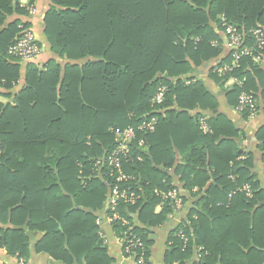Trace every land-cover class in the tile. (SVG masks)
<instances>
[{
    "label": "trees",
    "instance_id": "1",
    "mask_svg": "<svg viewBox=\"0 0 264 264\" xmlns=\"http://www.w3.org/2000/svg\"><path fill=\"white\" fill-rule=\"evenodd\" d=\"M51 3L44 34L51 51L65 63L53 58L27 63L23 89L12 102L0 99V219L6 222L8 216L14 225L30 220L31 229L45 232L35 251L55 261L114 264L98 222L110 189L96 162L114 143L110 127L135 126L156 115V131L145 136L148 154L125 166L136 177L134 185L142 195L138 205L119 207L132 229L113 221L116 233L124 238L129 232L138 235L149 257L153 230L172 226L170 264L189 263L198 246L209 251L202 264H264V188L254 153L238 154L236 142L230 139L238 132L225 129L229 139H224L221 122L209 119L213 132L206 134L199 120H187L197 107H217L215 102L203 104L215 98L190 75L194 66L209 61L214 63L210 74L217 83L224 86L232 77L245 79L244 89L255 94L264 110L262 63L251 57L234 63L220 35L223 16L246 32L264 28V0ZM15 13L31 17L20 0H0V86L7 91L20 79L21 64L8 49L21 24L33 28L31 19L7 23ZM224 64L233 70L219 76L215 69ZM160 86L166 87V96L155 105L152 100ZM240 92L236 84L228 90L236 104ZM5 96L12 97L0 92V98ZM243 117L249 119L248 112ZM187 129L192 136L185 138L190 143L179 164L174 151L181 148L179 135ZM257 139L263 140L258 147L264 163V127ZM178 175L183 176L182 195L188 207L180 224L175 222L173 205L155 193L181 189L173 184ZM211 177L214 182L208 184ZM246 184L252 196L241 190ZM195 187L199 190L193 192ZM106 213L110 217L111 212ZM187 221L193 239L184 247L177 232ZM29 243L24 229L0 227V248L12 256L28 259Z\"/></svg>",
    "mask_w": 264,
    "mask_h": 264
},
{
    "label": "built area",
    "instance_id": "2",
    "mask_svg": "<svg viewBox=\"0 0 264 264\" xmlns=\"http://www.w3.org/2000/svg\"><path fill=\"white\" fill-rule=\"evenodd\" d=\"M29 13L31 16L36 15L37 9L31 6L29 7ZM222 25L224 27V43L226 48L232 52L234 63L243 57H251L256 63L264 62V28L257 27L246 32L237 24L227 21L224 16L222 17ZM20 28L22 30L10 45L8 54L25 64L35 62L41 56V46L38 36L33 28L22 24ZM232 70L233 66L229 64H224L215 69L219 76H223ZM244 83L245 79L232 77L226 84H236L241 88L236 109L241 113L248 112L249 118L252 119L261 112V108L255 94L244 89ZM166 91L165 86H160L152 103L155 105L162 104L166 96ZM158 122V116L148 115L135 126H113L109 129L114 136V143L108 154L96 162V167L100 170L102 179L110 189L106 207L107 211L111 212L110 217L108 216L110 222L120 221L122 225L129 226L132 229L131 221L120 213L119 207L122 203L131 206L138 205L142 199V195L135 188L134 182L137 184L136 177L129 174L125 170V166L131 165L135 161H142L145 155L148 154V143L145 136L151 135L156 131ZM199 126L203 133L213 132L210 122L205 116L199 118ZM2 152L3 147L0 141V155ZM104 169L105 171H103ZM241 190L245 191L248 196H252L250 185H244ZM155 193L163 197L164 200H168L173 205L176 214L186 208L182 192L177 188L169 191L155 190ZM177 224H180V221ZM190 224L191 221H187L178 228L177 237L182 241L184 247L193 239V235L187 231ZM123 246L125 255L137 264H150L149 257H147V248L138 235L129 232L123 239ZM208 255L209 251L205 247L198 246L193 259L187 264H202V261ZM16 261L18 264H25V259L22 257L16 256ZM0 264L10 263L0 262ZM175 264L179 263L175 262Z\"/></svg>",
    "mask_w": 264,
    "mask_h": 264
},
{
    "label": "crops",
    "instance_id": "3",
    "mask_svg": "<svg viewBox=\"0 0 264 264\" xmlns=\"http://www.w3.org/2000/svg\"><path fill=\"white\" fill-rule=\"evenodd\" d=\"M20 4L22 7L29 8L33 6L37 9V14L34 16L29 15H20L13 14L8 17L7 23L13 22L14 20H30L32 21V26L38 36L39 41L41 42V56L36 61L38 63H44L48 59H56L60 63L64 64L65 61L60 59L57 55H55L49 46L47 38L44 34V18L51 7V0H34L31 3V0H20ZM214 26V23H213ZM221 38L224 39V34L220 33ZM226 48V47H225ZM226 48L225 51H227ZM224 57V54L222 55ZM214 65L212 61L204 62L201 66H194L193 71L190 75L195 76V79H200L201 82L206 86L212 96H214L215 100H203V104L210 106L211 103H218L216 108L202 109L201 107H197L195 110H191L187 115V120L190 122V117L193 119V122H197L201 116H205L209 119H214L216 122H221V126L223 125V138L229 139L226 137L225 129L230 130L232 132L235 129L238 134L233 139L237 145L238 154L243 152H253L255 155V165L256 172L259 175V179L261 181V185L264 188V163H263V151H261L258 145L263 143V140H258L257 135L259 131L264 127V110L258 113L255 118L252 119H244L243 113L238 112L236 109V99H234L229 93L228 90L233 86L232 84H225L222 86L220 83H217L210 74L211 67ZM261 73L260 77L264 79V62L260 65ZM26 69L27 63L20 64V79L15 83L12 89L8 90L4 89L0 86V92L3 93H11L12 97H1L0 99L3 102H12L13 96L17 94L26 83ZM258 82H260L259 77L256 78ZM189 132H181L179 135V142L181 148H175V154L177 160L183 164L184 157L187 153L189 141L185 139L188 136H192V132L190 129H187ZM225 133V134H224ZM216 155V154H215ZM182 175H178L173 179V184H176L181 187L179 189L181 192H184L182 189V184L184 180L181 179ZM182 180V181H181ZM214 182V177H211L208 184ZM207 184V185H208ZM199 188H193V192L198 191ZM195 199L190 201L193 202ZM108 202V201H107ZM190 205V204H189ZM107 207V203H106ZM104 209L103 215L99 217L98 222L101 223L102 231L100 232V236L103 238V242L107 247L108 254L113 260L114 264H137L134 260L127 257L125 255V250L123 246V238L121 235H118L115 229L111 226V222L107 216V209ZM161 206L156 208V212L161 210ZM188 207H186L182 212L176 214L175 222L181 221L187 218ZM139 215L135 216V221L139 223ZM101 218V220H100ZM30 220H27L23 225H14L10 221V217L7 216V221L4 222L0 219V227L3 228H15L20 227L24 229L29 237V249L31 251V255L28 259H25V264H66L63 261H55L50 255L45 253H37L35 248L39 241L42 239L45 234L42 230H33L29 226ZM171 227H158L153 230V234L150 235L154 240L153 245L151 246V252L149 253V261L150 264H170L168 262V250L171 248L172 242L170 240ZM0 262H7L10 264H18L16 261V256H12L7 252L6 249L0 248ZM175 264V263H174Z\"/></svg>",
    "mask_w": 264,
    "mask_h": 264
}]
</instances>
